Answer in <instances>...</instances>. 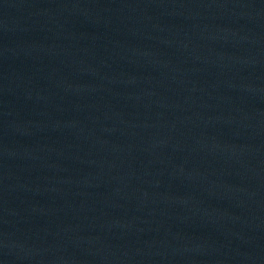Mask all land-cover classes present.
<instances>
[{"label": "water", "instance_id": "obj_1", "mask_svg": "<svg viewBox=\"0 0 264 264\" xmlns=\"http://www.w3.org/2000/svg\"><path fill=\"white\" fill-rule=\"evenodd\" d=\"M264 112V0H193Z\"/></svg>", "mask_w": 264, "mask_h": 264}]
</instances>
